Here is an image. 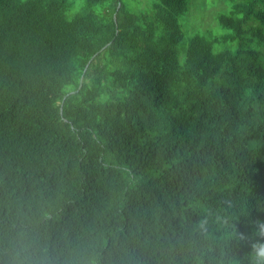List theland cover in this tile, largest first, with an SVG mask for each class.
<instances>
[{
  "label": "trees",
  "instance_id": "16d2710c",
  "mask_svg": "<svg viewBox=\"0 0 264 264\" xmlns=\"http://www.w3.org/2000/svg\"><path fill=\"white\" fill-rule=\"evenodd\" d=\"M125 4L0 0V264H255L264 0Z\"/></svg>",
  "mask_w": 264,
  "mask_h": 264
},
{
  "label": "rangeland",
  "instance_id": "374dc122",
  "mask_svg": "<svg viewBox=\"0 0 264 264\" xmlns=\"http://www.w3.org/2000/svg\"><path fill=\"white\" fill-rule=\"evenodd\" d=\"M150 1V0H148ZM246 0H187L186 11L181 14L180 21L185 37L195 32L210 31L212 35H221L231 32L229 28L223 27L218 22L217 14L225 13L234 2H245ZM129 9H142L146 7L147 0H124ZM215 48L230 46L235 47L236 39L227 38L214 43ZM249 45L264 53V38L254 37Z\"/></svg>",
  "mask_w": 264,
  "mask_h": 264
},
{
  "label": "clouds",
  "instance_id": "9594fccd",
  "mask_svg": "<svg viewBox=\"0 0 264 264\" xmlns=\"http://www.w3.org/2000/svg\"><path fill=\"white\" fill-rule=\"evenodd\" d=\"M255 264H264V243L254 246Z\"/></svg>",
  "mask_w": 264,
  "mask_h": 264
}]
</instances>
